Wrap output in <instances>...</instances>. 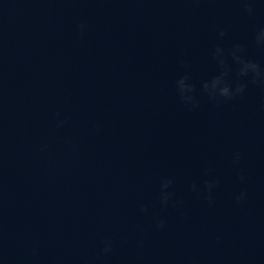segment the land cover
Masks as SVG:
<instances>
[{
	"label": "water",
	"instance_id": "95a60500",
	"mask_svg": "<svg viewBox=\"0 0 264 264\" xmlns=\"http://www.w3.org/2000/svg\"><path fill=\"white\" fill-rule=\"evenodd\" d=\"M0 264H264V0H0Z\"/></svg>",
	"mask_w": 264,
	"mask_h": 264
},
{
	"label": "clouds",
	"instance_id": "9594fccd",
	"mask_svg": "<svg viewBox=\"0 0 264 264\" xmlns=\"http://www.w3.org/2000/svg\"><path fill=\"white\" fill-rule=\"evenodd\" d=\"M81 27H83V26H81ZM222 35H223V33H222ZM247 67H248V66H246L245 69H244L243 71L246 72ZM251 67H252L254 70L257 69V66H256L255 64L251 65ZM221 84H222V78H221V77H217V78L212 82V84H211V88H212L213 90H215L217 87H219L220 95L225 96V97H228V98H231V96L233 95V93H232V91H231V89H230V86L227 85V84L225 83V84H223L222 87H220ZM205 87L207 88V87H209V86H208V85H205ZM244 88H245L244 85H240V86L237 88L236 91L239 92V93H242V92L244 91ZM237 159H239V154L237 155ZM209 187L211 188V187H212V184H210ZM243 195H244V194H241L240 196H238V197H237V200L242 199V198H243ZM160 226L163 227V222L160 223Z\"/></svg>",
	"mask_w": 264,
	"mask_h": 264
}]
</instances>
